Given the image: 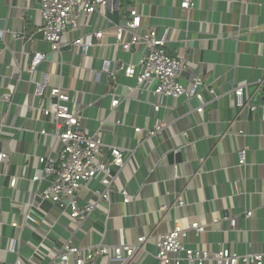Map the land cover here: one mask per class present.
Returning a JSON list of instances; mask_svg holds the SVG:
<instances>
[{
	"label": "crops",
	"instance_id": "obj_1",
	"mask_svg": "<svg viewBox=\"0 0 264 264\" xmlns=\"http://www.w3.org/2000/svg\"><path fill=\"white\" fill-rule=\"evenodd\" d=\"M136 2H141L144 27L169 29L168 53L185 57L189 72L216 91L217 100L204 93L203 114L197 113L196 100L154 97L153 85L144 93L128 94L126 86L135 84L122 74L115 78L118 93L129 97L118 110L112 109L102 60L110 55L137 63L145 48L131 53L66 49L62 57L50 55L32 74V54L47 50L34 38L41 25L39 2L0 0V153L10 157L0 165V264L16 261L9 252L16 237L11 226L19 210L15 201H29L27 191L32 190L24 180L12 189L11 179H28L40 167L39 157L51 154L55 146L53 138L40 134L50 128L39 109L43 99L35 94L36 83L44 77L47 90L61 85L68 91L90 135L101 130L106 145L125 150L126 167L115 191L125 190L131 200L123 203L116 194L111 203L101 202L79 231L64 217L45 247L25 228L18 245L24 264H61L49 250L54 240L72 239L73 234L82 248L134 243L146 236L147 250L155 254L157 237L176 224L205 228L199 234L188 231L183 239L188 249L217 253L227 248L241 255L264 251V87L256 93L258 81L264 79V0H197L196 8L188 11L178 0H125L117 10L120 20L129 18ZM91 22L99 30L106 27L96 17ZM106 42L113 45L115 39L109 36ZM239 87H245L242 97L235 96ZM248 102L255 111L242 107ZM152 103L161 104L158 112ZM160 121L168 124L161 136L147 139L135 133L136 128L152 130ZM242 151L245 165H240ZM89 188L101 184L94 181ZM89 194L85 189L82 197ZM249 211L253 216L247 219Z\"/></svg>",
	"mask_w": 264,
	"mask_h": 264
},
{
	"label": "built area",
	"instance_id": "obj_2",
	"mask_svg": "<svg viewBox=\"0 0 264 264\" xmlns=\"http://www.w3.org/2000/svg\"><path fill=\"white\" fill-rule=\"evenodd\" d=\"M114 1L38 0L41 25L34 38L38 36L47 50L32 54L29 71L36 73L50 55L59 54L62 57L66 49L76 47L83 51L93 47L109 51L116 48L117 52L122 53L145 48V52L140 51L137 63L125 62L117 56L112 59L110 55L102 60L103 72L109 78V94L113 97L112 109L118 110L129 97L118 93L120 85L115 78L122 74L135 84L126 86L128 94L137 90L144 93L153 85L151 94L154 97L162 100H196L199 103L197 113L203 114L206 106L204 93H209L215 100L219 97L203 77L189 72L190 63L185 57H173L168 53L170 30L160 32L156 28H145L141 2H136L129 9L128 19L116 23L113 19L116 10L110 7ZM123 1L118 0L119 6ZM178 1L181 9L186 11L197 5V0ZM94 17L105 21L106 27L99 30L93 26L91 21ZM3 36L0 32V37ZM14 36L18 37L16 34ZM109 36L115 39L113 45L106 42ZM47 84V77H44L36 83L35 88V94L43 99L39 109L50 126L40 134L53 138L55 146L51 148V154L39 157L40 167L32 171L28 179H11L12 189L23 180L32 186V190L27 191L31 193L29 201H15L19 210L11 226L16 229V237L9 247V252L16 258L14 264H24L19 258L21 251L18 245L21 244L25 228H30L40 238L41 246L45 247L48 239L57 235L55 228L64 217L70 219L79 231L93 217L101 202L111 203L116 194L123 198V203L131 200L125 190L119 193L115 191L120 173L126 167L125 150L118 145H106L101 130L90 135L84 127L83 112L76 109L78 107L68 91L61 85L50 86L47 90ZM257 85L256 93L259 94L264 87V79L258 81ZM244 91L245 87H239L235 96L242 97ZM152 106L155 112L161 108V104L157 103H152ZM242 107H248L249 111L256 110V106L250 102L242 104ZM117 125H121V122L118 121ZM167 127L166 122L160 121L152 130L136 128L135 133L151 139L161 136ZM184 136H187V132H184ZM174 152L178 153V150ZM240 154V165H245V151ZM9 159L7 154L0 153V165L8 163ZM94 181H99L101 188L90 189ZM85 189L90 192L88 198L82 197ZM180 204L183 205V202ZM245 216L252 218L253 211ZM231 224L235 227L236 221L233 219ZM190 230L198 234L205 232V228L197 223L185 227L176 224L171 232L157 237L155 254L148 252L149 238L146 236L139 237L134 243L82 248L73 240L74 234L72 239L54 240L49 252L54 261L61 264H264V251L241 255L227 248L217 253L188 249L183 239Z\"/></svg>",
	"mask_w": 264,
	"mask_h": 264
},
{
	"label": "water",
	"instance_id": "obj_3",
	"mask_svg": "<svg viewBox=\"0 0 264 264\" xmlns=\"http://www.w3.org/2000/svg\"><path fill=\"white\" fill-rule=\"evenodd\" d=\"M111 8H113L115 11L114 15H113V19L116 23L119 22L120 18H119V13L117 12V10L119 9V2L118 0H115L113 3H111L110 5Z\"/></svg>",
	"mask_w": 264,
	"mask_h": 264
},
{
	"label": "rangeland",
	"instance_id": "obj_4",
	"mask_svg": "<svg viewBox=\"0 0 264 264\" xmlns=\"http://www.w3.org/2000/svg\"><path fill=\"white\" fill-rule=\"evenodd\" d=\"M122 5H123V7L125 6V4H124V3H123ZM29 36H30V33H29ZM29 36H28V37H29Z\"/></svg>",
	"mask_w": 264,
	"mask_h": 264
}]
</instances>
